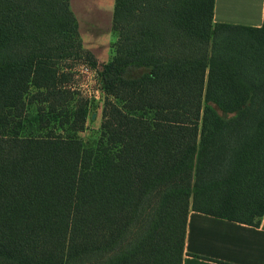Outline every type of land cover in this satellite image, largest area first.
<instances>
[{"label":"trees","instance_id":"1","mask_svg":"<svg viewBox=\"0 0 264 264\" xmlns=\"http://www.w3.org/2000/svg\"><path fill=\"white\" fill-rule=\"evenodd\" d=\"M70 1L0 0V264H181L190 211L258 226L264 18L215 24V0H114L118 40L98 65ZM75 64L96 70L101 105L73 88ZM92 107L99 136L75 161L19 146L35 127L75 139Z\"/></svg>","mask_w":264,"mask_h":264},{"label":"crops","instance_id":"2","mask_svg":"<svg viewBox=\"0 0 264 264\" xmlns=\"http://www.w3.org/2000/svg\"><path fill=\"white\" fill-rule=\"evenodd\" d=\"M74 11L75 8L72 12ZM263 18L264 0H215L214 2L212 19L215 24L258 28L262 25ZM76 21L79 32L80 24L77 18ZM96 31L99 32L98 28ZM79 36L82 39L83 49L88 51L98 63H106L110 60L108 48L103 53H96V42L88 43L89 41L85 36L83 38L80 32ZM181 264H264V214L259 225L251 227L190 211L186 222Z\"/></svg>","mask_w":264,"mask_h":264},{"label":"rangeland","instance_id":"3","mask_svg":"<svg viewBox=\"0 0 264 264\" xmlns=\"http://www.w3.org/2000/svg\"><path fill=\"white\" fill-rule=\"evenodd\" d=\"M114 7V0H71L70 8L71 11L75 8L73 12L74 16L78 19L80 24V33L86 37L91 44L95 43V52H105L107 48L109 49L111 56V47L114 43H116L117 34L112 31V13ZM97 27L99 32L96 31ZM102 30V32H101ZM78 32V33H79ZM100 41H99V40ZM82 39L80 38V41ZM98 40V45H97ZM86 43V40L83 39ZM82 42V41H81ZM80 53H88V51L83 49ZM109 46V47H108ZM85 52V53H84ZM82 54V55H83ZM89 54V53H88ZM87 54V55H88ZM90 55V54H89ZM82 58H86V56H82ZM98 63V61H96ZM107 63V62H106ZM102 64V62L98 63ZM97 65V66H98ZM75 71L78 69V65H74ZM145 70L137 69L134 71L136 74H141ZM80 80L78 82L79 85L83 84L87 81L86 75H81ZM87 86L92 91V85L85 84L82 87ZM92 104L99 105L98 100H93ZM96 110V114H95ZM91 111H94L91 116L88 115L86 124L83 130V133L74 135L75 139L73 140H60V141H51L44 140L41 138V134H39L37 127L33 129V131H29L27 133V137H31L33 143H29L27 139L22 140V143L19 144L20 147H36L35 151L43 150L48 153H57L58 155L65 156L72 161L78 159L80 152L85 147H94L98 136H99V124H100V108H91ZM92 115H95L92 118ZM31 135H30V134ZM66 134L63 136L65 137ZM38 149V150H37Z\"/></svg>","mask_w":264,"mask_h":264},{"label":"built area","instance_id":"4","mask_svg":"<svg viewBox=\"0 0 264 264\" xmlns=\"http://www.w3.org/2000/svg\"><path fill=\"white\" fill-rule=\"evenodd\" d=\"M81 75L87 76V81H85L83 84L79 85L78 82L80 80ZM75 86L73 87L75 90H77L83 97H85L89 102H92L93 100H98L99 105L102 104L103 101V94L99 87L98 81H97V74L96 70L90 67L87 64H83L78 66V69L75 71ZM85 84L92 85V91L87 88V86L82 87Z\"/></svg>","mask_w":264,"mask_h":264},{"label":"water","instance_id":"5","mask_svg":"<svg viewBox=\"0 0 264 264\" xmlns=\"http://www.w3.org/2000/svg\"><path fill=\"white\" fill-rule=\"evenodd\" d=\"M95 115H92V118H94Z\"/></svg>","mask_w":264,"mask_h":264}]
</instances>
